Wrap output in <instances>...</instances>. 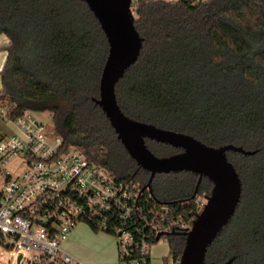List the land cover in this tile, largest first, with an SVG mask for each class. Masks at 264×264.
Returning a JSON list of instances; mask_svg holds the SVG:
<instances>
[{
  "label": "trees",
  "instance_id": "1",
  "mask_svg": "<svg viewBox=\"0 0 264 264\" xmlns=\"http://www.w3.org/2000/svg\"><path fill=\"white\" fill-rule=\"evenodd\" d=\"M131 10L142 44L115 85L120 110L207 146L254 152L226 153L241 196L204 261L264 264V0H131ZM0 35L8 39L0 47L6 53L0 108L10 118L48 113L65 148L134 182L155 202L210 194V181L202 177L197 185L198 176L186 171L156 174L146 187L149 173L129 157L93 101L108 44L85 2L0 0ZM145 144L157 157L180 152L148 139ZM166 241L178 264L184 234Z\"/></svg>",
  "mask_w": 264,
  "mask_h": 264
},
{
  "label": "built area",
  "instance_id": "2",
  "mask_svg": "<svg viewBox=\"0 0 264 264\" xmlns=\"http://www.w3.org/2000/svg\"><path fill=\"white\" fill-rule=\"evenodd\" d=\"M0 117L15 130L0 138V248L17 264H87L64 248L79 223L114 237L118 264H149L152 241L189 231L206 203L199 194L155 202L134 182L65 148L35 114L12 119L0 108ZM14 160L24 165L16 174L7 169Z\"/></svg>",
  "mask_w": 264,
  "mask_h": 264
},
{
  "label": "water",
  "instance_id": "3",
  "mask_svg": "<svg viewBox=\"0 0 264 264\" xmlns=\"http://www.w3.org/2000/svg\"><path fill=\"white\" fill-rule=\"evenodd\" d=\"M82 1L97 19L108 44L99 79L98 98L93 101L104 113L129 157L149 173L146 187L156 174L182 171L197 175V185L202 177L212 184L203 209L195 216L190 230L182 233L185 242L178 260V264H205L207 248L233 216L241 196V181L226 153L232 151L247 156L254 152L233 145L207 146L190 135L164 130L124 115L117 104L114 88L137 60L142 44L134 27L131 0ZM146 139L169 145L180 152L157 157L147 148ZM159 238L160 235L156 240ZM231 261L223 264H230Z\"/></svg>",
  "mask_w": 264,
  "mask_h": 264
},
{
  "label": "rangeland",
  "instance_id": "4",
  "mask_svg": "<svg viewBox=\"0 0 264 264\" xmlns=\"http://www.w3.org/2000/svg\"><path fill=\"white\" fill-rule=\"evenodd\" d=\"M1 87V86H0ZM36 118L43 124L45 130L50 133L53 130L51 117L48 113L35 114ZM14 126L0 117V138L14 133ZM23 163L18 160L12 161L7 169L16 174L23 170ZM2 179L0 177V183ZM205 197L203 194H200ZM72 234L75 239H68L64 248L77 259L87 264H118L115 239L112 235L94 231L89 225L79 223L75 226ZM174 264L169 256V249L166 239L161 238L150 247L149 264ZM0 264H17L16 257L5 249L0 248Z\"/></svg>",
  "mask_w": 264,
  "mask_h": 264
},
{
  "label": "crops",
  "instance_id": "5",
  "mask_svg": "<svg viewBox=\"0 0 264 264\" xmlns=\"http://www.w3.org/2000/svg\"><path fill=\"white\" fill-rule=\"evenodd\" d=\"M169 1H177V0H169ZM8 44V39L6 36L4 35H0V47L1 46H5ZM5 57H6V53L5 51H1L0 50V70H1V67L4 63V60H5ZM69 239H75L76 240V235L72 234L70 235ZM66 243V242H65ZM70 253V252H69ZM73 254V253H72Z\"/></svg>",
  "mask_w": 264,
  "mask_h": 264
},
{
  "label": "flooded vegetation",
  "instance_id": "6",
  "mask_svg": "<svg viewBox=\"0 0 264 264\" xmlns=\"http://www.w3.org/2000/svg\"><path fill=\"white\" fill-rule=\"evenodd\" d=\"M207 197V196H206Z\"/></svg>",
  "mask_w": 264,
  "mask_h": 264
}]
</instances>
